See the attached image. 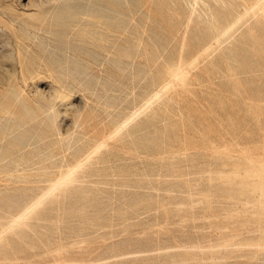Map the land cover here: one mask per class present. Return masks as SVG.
I'll return each instance as SVG.
<instances>
[{
    "label": "rangeland",
    "instance_id": "374dc122",
    "mask_svg": "<svg viewBox=\"0 0 264 264\" xmlns=\"http://www.w3.org/2000/svg\"><path fill=\"white\" fill-rule=\"evenodd\" d=\"M0 264H264V0H0Z\"/></svg>",
    "mask_w": 264,
    "mask_h": 264
},
{
    "label": "bare ground",
    "instance_id": "6f19581e",
    "mask_svg": "<svg viewBox=\"0 0 264 264\" xmlns=\"http://www.w3.org/2000/svg\"><path fill=\"white\" fill-rule=\"evenodd\" d=\"M196 2V1H195ZM231 24V23H230ZM234 25V24H233ZM233 25H231V26H233ZM230 26V25H229ZM228 30V29H227ZM180 73V72H179ZM62 182V181H61ZM58 186V185H57ZM54 188V187H53ZM34 204V203H33ZM31 207H32V205H31ZM29 208H27V210H28ZM26 211V210H25ZM22 214V213H21Z\"/></svg>",
    "mask_w": 264,
    "mask_h": 264
}]
</instances>
